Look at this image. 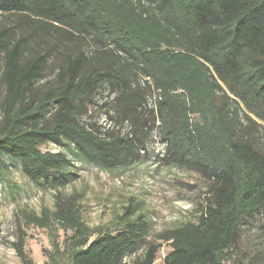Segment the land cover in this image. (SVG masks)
<instances>
[{"label": "trees", "instance_id": "obj_1", "mask_svg": "<svg viewBox=\"0 0 264 264\" xmlns=\"http://www.w3.org/2000/svg\"><path fill=\"white\" fill-rule=\"evenodd\" d=\"M0 14V171L19 164L56 191L75 175L68 154L123 164L159 122L163 159L210 180L209 196L196 223L159 233L130 264H153L161 242L171 248L164 264H224L243 226L264 213V151L231 116L240 103L264 123V0H0ZM102 88L113 93L104 131L81 122ZM124 123L127 132L115 128ZM47 143L63 151H42ZM23 213L28 224L70 231L48 264H126L148 233L139 216L90 240L71 197ZM13 245L32 264L22 236Z\"/></svg>", "mask_w": 264, "mask_h": 264}, {"label": "rangeland", "instance_id": "obj_2", "mask_svg": "<svg viewBox=\"0 0 264 264\" xmlns=\"http://www.w3.org/2000/svg\"><path fill=\"white\" fill-rule=\"evenodd\" d=\"M2 20L0 14V23ZM151 88L146 99L148 109L155 103L156 93ZM112 97L109 88H102L93 103L87 106V113L81 122L93 124L104 131L110 122L103 103ZM231 111V116H237L242 128L249 124V130L258 137L264 151V123L246 112L240 103L237 109ZM152 117L149 114L147 116L150 119ZM247 117L252 120L251 123ZM115 128L127 132L128 124ZM165 147L159 122H155L145 150H140L123 164L106 168L80 161L68 154L72 159L69 171L75 175H70L65 185L58 186L56 191L50 184L36 185L30 181L19 164H10L8 169H2L0 264H24L13 245L18 243L19 236L23 238V251L32 264H48L49 254L53 253L56 242L61 251L64 250L65 239L70 231H64L57 223L49 228L28 224L23 213L24 210L37 214L42 209L55 211V195L61 200L70 197L74 200L83 222L89 228L90 240L103 232L115 234L125 220L140 216L147 225L148 233L142 245L124 258L126 264H130L135 256L144 251L145 244L159 243V233L187 222L196 223L201 207L207 202L211 181L187 165L178 166L163 159ZM40 149L63 151V148L53 143L44 144ZM170 251L169 244L161 242L153 264H164L163 258ZM228 254L224 264H264V213H257L247 221L237 246Z\"/></svg>", "mask_w": 264, "mask_h": 264}]
</instances>
